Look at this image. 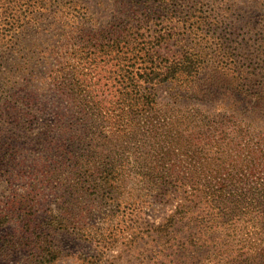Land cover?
<instances>
[{"label":"trees","instance_id":"1","mask_svg":"<svg viewBox=\"0 0 264 264\" xmlns=\"http://www.w3.org/2000/svg\"><path fill=\"white\" fill-rule=\"evenodd\" d=\"M184 1L0 0V63H5L0 69V166L22 165L27 158L32 170L25 177L39 186L52 188L61 182L55 179H70L68 196L49 201L44 209L33 196L14 199L3 208L0 225L20 212L19 223L31 235L26 239L43 245L48 241L44 230L76 224L71 208L84 196L76 179H94L100 190L132 169L156 200L176 202L157 231L168 233L175 215H187L193 225L183 238L205 241L209 234L220 239L222 264H264V179L236 172L229 179L213 175L194 188L149 179L154 171L145 166L141 148L158 129L161 85H176L187 97L205 102L229 93L264 111V84L247 85L253 76L264 75V65L255 73L209 61L210 25L183 9ZM17 51L24 52L19 61L6 65L7 53ZM185 110L203 114L195 107ZM166 150L175 151L173 146ZM28 186L27 196L35 194V185ZM181 187L184 196L175 191ZM235 216L245 221L243 226ZM228 226L246 227L250 234L230 248L222 235ZM198 258V253L187 256L189 264H199Z\"/></svg>","mask_w":264,"mask_h":264},{"label":"rangeland","instance_id":"2","mask_svg":"<svg viewBox=\"0 0 264 264\" xmlns=\"http://www.w3.org/2000/svg\"><path fill=\"white\" fill-rule=\"evenodd\" d=\"M183 9L208 21L205 46L212 54L209 61L259 73L264 65V0H185ZM23 53L8 52L6 65L19 61ZM2 62L0 69L5 64ZM253 83V89L264 84V75L253 76L248 87ZM175 86L157 87L162 109L156 118L160 119L158 129L145 141L141 138L145 166L154 171L149 179L194 188L213 175L229 179L236 172L246 179H264V111L253 110L246 105L247 100H237L225 92L213 100L198 101ZM191 107L203 114L187 113L185 109ZM172 146L175 151H165ZM30 164L23 158L22 165L0 166V218L6 205L23 196H33L41 209L49 201L68 196L65 188L70 179H55L61 182H53L52 188L39 186L37 180L25 177L32 170ZM76 180L84 190L83 199L71 208L76 224L69 229L44 230L48 241L40 245L35 239H26L31 235L19 223L20 212L10 213V221L0 225V264H184L187 256L195 253L199 254V264H222L224 254L219 253L225 246H220V239L209 234L205 241L183 238L187 226L193 225L189 216L175 215L176 223L168 227V233L157 231L174 213L176 202L156 200L132 169L123 179H110L100 190L93 186L94 179ZM29 183L35 185L36 193L27 196ZM175 191L178 196L186 195L182 187ZM244 223L238 219L237 224ZM246 234L249 236V229L239 226L222 231L230 248L237 247ZM47 249H52L55 257L46 254Z\"/></svg>","mask_w":264,"mask_h":264}]
</instances>
